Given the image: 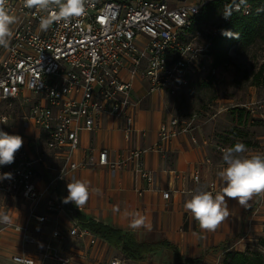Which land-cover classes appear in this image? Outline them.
Listing matches in <instances>:
<instances>
[{"label":"built area","instance_id":"obj_1","mask_svg":"<svg viewBox=\"0 0 264 264\" xmlns=\"http://www.w3.org/2000/svg\"><path fill=\"white\" fill-rule=\"evenodd\" d=\"M213 2H223L224 8L230 3L91 0L83 16L41 31L40 18L46 12L25 8L23 0H7L15 22L9 46L0 47V106L12 107L20 101L29 111L16 121L35 128L31 135L10 130L12 116L0 108V130L23 139L14 162L0 166V174H12V179L0 181V212L12 221L0 223V237L11 233L19 238L21 251L13 254L14 264H74L76 253L65 250L71 242L87 243L95 251L106 247L105 241L84 226L80 216L85 206H67L55 192L57 183L75 180L79 170L107 168L115 174L129 167L149 186H156L144 161L148 150L130 148L112 161L107 149H89L79 158L82 134L95 131L105 117L112 116L130 143L142 103L134 95L137 80L149 83V95L163 92L177 96L195 83L197 76L210 83L223 73L225 68L216 66L212 54V41L220 27L204 43L194 35L204 7ZM235 12L249 16L253 11L247 4L232 14ZM230 18L225 19L223 11L221 25ZM244 107L254 113L251 106ZM201 124L195 114L172 115L159 128L157 150L166 155L182 135L196 143L195 132ZM47 153L61 163L56 176L48 175L52 167ZM192 180L200 183V173ZM216 187L213 182V194ZM170 195L164 192L163 198L169 200ZM14 201L23 205V211L13 206ZM53 223L47 238L34 234L33 227H51ZM116 260L126 264L119 258L107 264Z\"/></svg>","mask_w":264,"mask_h":264},{"label":"crops","instance_id":"obj_2","mask_svg":"<svg viewBox=\"0 0 264 264\" xmlns=\"http://www.w3.org/2000/svg\"><path fill=\"white\" fill-rule=\"evenodd\" d=\"M149 87L147 81L137 80L134 84L135 98L142 100V103L136 115V132L130 143L124 139L121 125L115 122L112 116L105 117L102 125L98 129L96 128L91 133L85 132L82 134V147L78 157H82L89 149H95L97 151L107 149L110 153V159L113 161L118 158L119 154L130 148L148 150V153L145 154L144 161L146 167L153 172L156 178V186H149L145 179L135 176L129 167L115 174H111L107 168H97L95 172L96 179L92 187H90L89 201L91 205L88 206L85 204L86 209L82 217L86 221L111 227L124 234L135 235L140 241L152 240L147 237L159 235L160 237L156 241L165 238L173 242L178 247L181 256L196 259L204 255L203 262L201 263L203 264L208 256L216 254L217 248L206 249L205 253L216 249L215 253L208 255L198 250L197 254L199 253V255L194 257H191V254L187 255L181 251V246L184 242L182 239L185 234H194V229L199 228L198 222L192 217L190 212L185 210L184 204L190 198L188 193L204 185L202 181H204L203 176H205L204 173L207 168L209 169L208 175L211 180L208 185H205L207 189L211 191V184L216 182L217 187L214 195L222 190L224 185L218 176V172L222 170L223 164L216 163L214 158L215 155L220 153V150L222 151L229 147L230 143L225 145L223 143L224 138L221 136L238 140L240 136L234 132L242 127H250L251 118L258 117L264 121V113L258 110V108H264V99L261 98V87H251L252 90L254 89L251 92L252 104L248 100L247 105L251 106V108L253 105H259V107L257 109L252 108L254 113H251L252 115L248 122L244 119L242 121L240 120L239 111L231 112V117L226 118L227 114L224 113L226 111L225 108H218L216 113L207 114V118L202 117L204 118L201 119L202 124L195 132L196 143L192 141L190 136L182 135L172 142V149L166 155L161 154L157 150L159 128L163 122L172 116L167 111V108L173 96L163 92L149 95ZM191 87H194L193 84L187 89H191ZM258 91L260 99H257V102H255ZM34 129L32 127H26L24 132L27 135L30 132L33 134ZM13 131L18 132L19 130L16 129ZM102 136L103 138H101ZM245 138L246 136H244ZM254 138L260 141L262 147H264V134H257ZM246 154L263 153L252 152V150L248 149ZM212 155L214 156L212 157ZM47 156L49 165L52 167L48 175L56 176L59 169H61V163L53 160L52 155L48 153ZM211 169L212 171H210ZM79 171H82L81 176L86 178L90 177V171ZM196 172H199L201 175L202 181L200 183L192 180ZM55 192L63 201V198L68 195L67 183H57ZM164 192H170L169 200L163 198ZM226 200L229 208V216L218 226V234H240V229L242 228H238V224L236 226V220L249 222L250 229L247 230V234L251 233L257 236V231L263 233L264 230L261 224L264 222V212L260 211L264 209V193L254 195L248 202L247 207L239 205L235 199L226 197ZM66 205L74 206L75 204L69 202ZM136 214L145 218L148 227L133 229L129 226L133 216ZM64 219L66 218H61L63 227H65ZM53 227L54 223L51 225V229ZM247 234L244 237L237 236L233 239L235 241L239 239L244 240ZM252 238L251 236V238L247 239L246 244L252 242ZM9 240V235H4L0 237V244ZM15 244L16 246L14 244L10 246L6 243L4 247L1 245L0 249L8 252L12 249L10 252L11 255L8 254L11 262L13 254L21 251L20 243ZM65 250H72L76 253L74 254V264L108 263L112 258H116L109 256L111 251L122 255L119 259L124 260L127 264H180L178 261L169 260L166 262L161 259L160 256L163 257L166 256V253H169L166 250H162L154 255L155 257L141 262L127 259L121 252L111 248L108 243L101 251H95L87 243L79 244L71 242L66 244Z\"/></svg>","mask_w":264,"mask_h":264},{"label":"rangeland","instance_id":"obj_3","mask_svg":"<svg viewBox=\"0 0 264 264\" xmlns=\"http://www.w3.org/2000/svg\"><path fill=\"white\" fill-rule=\"evenodd\" d=\"M130 1V0H128ZM224 6V5H223ZM223 9V8H222ZM221 9V10H222ZM224 11V10H222ZM222 11H220V14L215 16L210 23H200L197 24V27L195 29V34L198 38V42L204 43L206 41H209V39L212 37V34H214V31L222 24L221 14ZM257 13L260 18V24L257 29V35L255 43L245 46L243 44H237L234 46L229 54L227 59L225 60L227 63V66L224 70H222L223 73L220 74V76L212 80L210 83L206 82L204 80V77L197 76L195 83H193L194 87H191V89H187L184 91H181L177 96H173L171 99V102L168 104L167 111H169L172 115H180V116H192L197 115L200 119L207 118V114L216 113V110L218 108L222 109L225 108L226 118L231 117V112L239 111V115L243 113V119L246 120V122L249 121V118L252 115L251 113H248L249 111L244 107V105H247V102L249 100V103H251V98L253 90L251 87L253 86H259L262 82V66L264 62V3H259L257 8ZM255 84V85H254ZM260 87V86H259ZM257 87V88H259ZM262 96L261 98L264 99V87L261 86ZM257 99H260L259 97V91L257 92V98L255 99V102H257ZM264 101V100H263ZM252 104V103H251ZM256 104V103H255ZM24 107V108H23ZM259 105H253V109H257ZM0 108L5 111L6 113H10L12 116V121L9 124L10 130H16L18 129L20 132H24L27 125H25L21 121H16V117H20L25 113L24 111L28 112L29 108L22 106L20 101H17L14 103L12 107L6 106L5 104L1 105ZM258 110L261 113H264V108ZM203 115V116H202ZM204 117V118H202ZM225 118V119H226ZM251 125L250 127H242L241 129H238L234 133L239 134L240 138L238 140L230 139L227 136H221L224 138V144L230 143V146L233 145L231 142H248L251 147H249L252 152H261L264 154V147H262L261 142L256 140L254 137L257 134H264V121L262 119L251 118ZM20 124V125H19ZM8 129V128H7ZM31 133V132H30ZM251 138H250V135ZM31 135V134H30ZM244 136H246L245 139ZM103 138V136L101 137ZM221 138V139H222ZM230 140V141H228ZM223 141V139H222ZM221 141V142H222ZM228 141V142H225ZM264 146V145H263ZM30 152L33 153L32 147H29ZM220 153L215 155L214 161L219 164H223L222 162V151H219ZM214 155H212L213 157ZM213 163V162H212ZM214 164V163H213ZM54 166V165H53ZM90 171V177L86 178L84 176H81L82 171H78L76 179L82 180L86 182L90 187H92L93 182L96 179V170L97 168H91L87 169ZM212 171V169L210 170ZM205 176H203L202 183L204 185H208L211 180L209 174V169L207 168L205 171ZM86 205L90 206V201L86 203ZM13 206L15 208H18L23 211L22 204L20 202H13ZM260 212H264V209ZM236 226L238 224V228H242L241 233H234V234H218V227L214 231H205L201 230L200 227L198 229H194V234H185L184 238L182 239L183 244L181 246V251L184 254H191V257L199 255L197 254L198 250H201L203 254L205 253V250H210V248H217L216 254L210 255L207 257L206 261L203 264H222L223 260L225 259V256L228 252L231 251H238L242 252L246 251L248 248H251L252 250L261 252L264 254V251L262 247L260 246V240L264 239V231L263 233H260V231H257L256 234H247V230L250 229L249 222H242L240 220H236ZM262 229L264 230V222L261 224ZM239 230V229H238ZM245 230V231H244ZM51 227L49 226H43L41 228L33 227L34 234L45 237L49 236L51 233ZM237 231V229H236ZM9 241L2 242L1 245L8 244V245H15V243H19V238L14 236L13 234L9 233ZM247 234V237L244 238V240H237L235 239L237 236L244 237V235ZM12 235V237H11ZM252 238V242L249 244H246V240ZM143 237V236H142ZM159 235L149 236L147 238H150L152 240L159 239ZM192 247L190 248V246ZM6 247V246H5ZM12 249L8 251H2L0 250V264H13L10 260ZM8 255V256H6ZM110 257H116L120 258L122 255L112 252L109 255ZM109 257V258H110ZM161 259L168 262L169 260H174L173 256L170 253H166V256L161 257ZM176 261V260H174ZM179 263V262H178ZM107 264V262L105 263ZM127 264V263H126ZM180 264H185L184 262H180Z\"/></svg>","mask_w":264,"mask_h":264},{"label":"clouds","instance_id":"obj_4","mask_svg":"<svg viewBox=\"0 0 264 264\" xmlns=\"http://www.w3.org/2000/svg\"><path fill=\"white\" fill-rule=\"evenodd\" d=\"M90 2L91 0H23V6L47 13L41 16L39 23V29L47 31L54 23L67 24L74 18L83 16L86 5ZM242 6L246 8L247 0H239V3L232 0L225 5L224 18L230 17L233 11H240ZM14 22V17L7 10V0H0V47L9 46L11 25ZM221 34L231 35L227 30H222ZM22 145L20 135H10L0 130V166L12 164ZM247 152L248 148L243 142H236L222 150L223 167L218 176L224 186L220 192L214 195L205 185H201L188 193L190 198L184 204L185 210L191 213L201 230L214 231L229 216L226 197L247 207L254 195L264 193V154L247 155ZM5 179H12V174H0V181ZM67 192L63 203L72 202L80 209L89 200L90 186L82 180H70ZM0 223L11 224L12 221L8 214L0 212ZM129 226L133 229L148 227L145 218L139 214L133 216ZM113 264H120V261H113Z\"/></svg>","mask_w":264,"mask_h":264},{"label":"trees","instance_id":"obj_5","mask_svg":"<svg viewBox=\"0 0 264 264\" xmlns=\"http://www.w3.org/2000/svg\"><path fill=\"white\" fill-rule=\"evenodd\" d=\"M229 1L230 3L232 2V0ZM259 3H264V0H247V4L252 7L253 12L251 15L244 16L241 12H235L231 15V18L227 23L219 26L220 34H218L212 41V54L215 58L217 67L225 68L227 66L225 60L227 59L230 50L237 44L240 43L245 46H249L255 43L254 41L256 40L257 29L260 24V18L257 13ZM223 5V2H213L207 4L203 9L202 15L197 24L210 23V21L215 16L219 15L220 11L224 9ZM222 30H227L231 33V35H222ZM262 78V82L259 85L260 87L264 84V64L262 66ZM259 86L255 85V87ZM248 113L251 112L249 111ZM240 120H243V113L240 115ZM234 143L236 142H233V144ZM243 143L248 149L251 147L248 142ZM80 218L83 220V224L86 228L108 243L111 248L121 252L129 260L136 262L145 261L149 258L155 257L154 255L160 251L166 250L173 256L174 260L178 262H184L185 264H201L203 262L204 255L196 259L181 256L178 247L173 242L168 241L165 238L158 241H140L135 235L124 234L123 232L114 230L108 226H103L102 224H98L96 222H86L82 216H80ZM260 244L264 251V239L260 240ZM215 252L216 249H213L211 251H207L205 255L213 254ZM222 264H264V254L252 250L251 248H248L244 252L231 251L226 254Z\"/></svg>","mask_w":264,"mask_h":264}]
</instances>
